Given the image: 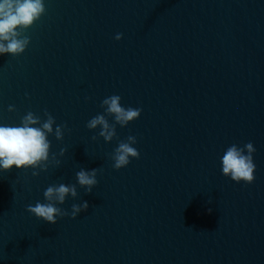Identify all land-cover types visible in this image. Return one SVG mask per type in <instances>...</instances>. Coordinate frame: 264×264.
I'll return each instance as SVG.
<instances>
[{
    "label": "water",
    "instance_id": "95a60500",
    "mask_svg": "<svg viewBox=\"0 0 264 264\" xmlns=\"http://www.w3.org/2000/svg\"><path fill=\"white\" fill-rule=\"evenodd\" d=\"M45 5L27 50L0 54V124L47 109L67 129L49 136L59 166L0 170V264H264V0ZM113 94L142 113L105 142L86 124ZM129 135L140 158L116 170ZM248 142L255 180L236 183L221 157ZM81 168H99L91 193ZM59 183L79 193L59 207L88 209L56 224L26 211Z\"/></svg>",
    "mask_w": 264,
    "mask_h": 264
},
{
    "label": "clouds",
    "instance_id": "9594fccd",
    "mask_svg": "<svg viewBox=\"0 0 264 264\" xmlns=\"http://www.w3.org/2000/svg\"><path fill=\"white\" fill-rule=\"evenodd\" d=\"M47 13L45 0H0V54H10L13 57L21 56L31 43L26 32L32 28ZM123 38V33H117L116 40ZM121 96L113 94L101 101L103 114H97L86 124L87 129L99 128L98 136L105 142L117 138L116 126L126 127L129 123L139 119L142 108L124 107ZM9 112L15 111V106L9 105ZM43 116L28 111L21 117L18 126L0 124V170L11 171L16 169H33L32 175L39 176L41 171H47L51 161L60 165L55 153H50L51 141L49 136L62 141L67 124H56L55 117L44 110ZM108 117L113 118L110 123ZM55 125V128H54ZM93 140L96 136L92 137ZM137 138L129 135L126 140L118 142V146L110 154L112 167L120 170L128 166L132 159H139L140 152L134 147ZM66 149L61 148L59 155L63 156ZM256 149L252 142L240 147L236 144L229 146L221 157L222 174L236 183L251 184L255 180L256 164L253 154ZM99 168L85 170L81 168L75 173L77 184L86 193H91L98 184L97 173ZM77 184H52L43 192L45 202L37 201L29 204L26 211L37 219L50 224H56L57 218L70 217L76 219L89 207L87 201L73 203L71 210L58 205L65 204L67 198L76 199L79 195ZM211 199L209 203H211ZM209 214L213 211L207 210Z\"/></svg>",
    "mask_w": 264,
    "mask_h": 264
}]
</instances>
